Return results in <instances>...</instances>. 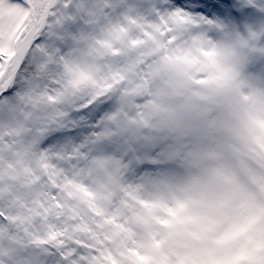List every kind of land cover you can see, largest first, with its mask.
Here are the masks:
<instances>
[{"label": "snow or ice", "instance_id": "6c2138e0", "mask_svg": "<svg viewBox=\"0 0 264 264\" xmlns=\"http://www.w3.org/2000/svg\"><path fill=\"white\" fill-rule=\"evenodd\" d=\"M249 160L264 0H0V264H264Z\"/></svg>", "mask_w": 264, "mask_h": 264}, {"label": "rangeland", "instance_id": "374dc122", "mask_svg": "<svg viewBox=\"0 0 264 264\" xmlns=\"http://www.w3.org/2000/svg\"><path fill=\"white\" fill-rule=\"evenodd\" d=\"M211 165L205 164L202 161H195L191 164V172L188 174L190 186H199L204 181V170ZM259 174L258 163L255 160H249L245 165L244 172L238 179L239 189L236 193V201L233 207L240 212L246 211L239 206V199L243 196L254 198L257 195L264 197V190L258 188L255 182V176ZM225 185L213 184L209 186V191L212 193H220L225 190ZM179 246V245H177Z\"/></svg>", "mask_w": 264, "mask_h": 264}]
</instances>
